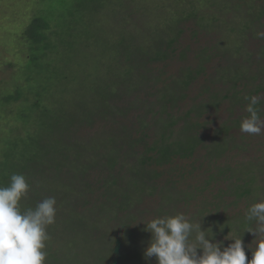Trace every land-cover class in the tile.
I'll return each mask as SVG.
<instances>
[{
	"label": "trees",
	"instance_id": "16d2710c",
	"mask_svg": "<svg viewBox=\"0 0 264 264\" xmlns=\"http://www.w3.org/2000/svg\"><path fill=\"white\" fill-rule=\"evenodd\" d=\"M49 2V8L35 14L21 34L29 50L20 67L24 78L17 77L20 81L0 99L7 106L17 104L8 111L20 118L0 136L6 144L0 186H8L12 174H22L29 191L20 202L21 211L34 209L48 197H56L59 205L55 223L47 227L46 244L51 247L44 249L45 264H89L87 251L95 241L92 250L98 256L92 264H157L155 257L144 256L151 239L145 223L160 216L187 215L180 206L190 208L194 202L190 220L213 233L224 222V230L214 237L222 239L232 229L230 239H244L249 255L250 233L235 229L234 221L244 228L242 207L247 211L253 203L264 201V134L257 141L251 135L239 140L240 124L249 115L241 108L250 102L246 97L257 96L256 107L264 115V64L255 60L258 68H251L254 48L245 53L244 41L264 44V38L257 36L264 30V5L257 14L248 10L240 24L229 22L227 31L243 37L238 48L211 45L193 51L189 38L183 36L189 29L182 19L168 25L171 31L165 37L154 27L152 39L142 46L120 31L111 33L119 37L114 42L106 34L111 29L103 27L98 35L99 29L93 28L98 26L95 16L104 11L118 18L119 8L132 14L129 0ZM57 7L61 10L53 13ZM66 9L71 19L66 18ZM204 19L196 24L207 28L211 22ZM191 32L196 38V31ZM95 38L107 47L118 45L114 56L105 59L107 74L90 72L89 59H80L89 57L83 53ZM261 48L255 54L264 60ZM174 63L177 72L164 77V69ZM214 63L209 74L208 65ZM110 64L115 72L111 78ZM75 67L89 71V76ZM77 74L80 87L71 84L75 90H70ZM226 104L232 105L229 111L240 107L235 119L209 125L214 119L208 117L220 118ZM61 189L67 191L60 197ZM223 205L237 209L224 221L215 214L218 210H212ZM70 234V241L82 250L77 254L69 246L64 253L54 252L53 244ZM224 240L218 242L224 246L233 242Z\"/></svg>",
	"mask_w": 264,
	"mask_h": 264
},
{
	"label": "rangeland",
	"instance_id": "374dc122",
	"mask_svg": "<svg viewBox=\"0 0 264 264\" xmlns=\"http://www.w3.org/2000/svg\"><path fill=\"white\" fill-rule=\"evenodd\" d=\"M131 3V9L132 14L126 13V10L119 8V12L117 13L118 18H115L113 15L107 14L106 12H102L101 15L95 16V23L96 27H93L94 29H99L97 31L98 35L100 32L104 31L103 27L108 30L111 29L109 32H107V37L112 35L111 33H119L123 35L124 37L128 39H132L130 41L136 42L137 45H141V43L145 42V40L152 39V33L153 28H158L159 34L162 36H168L170 33V26L171 22L174 19H182L181 22L182 25H185L184 27L189 29L187 32L183 34L184 37H188L189 39H186L188 42H191L193 51H200L202 47L216 45L218 48L225 49L229 47L233 50L234 47H236L240 40L243 39L242 35L237 37L236 32H230L229 30L230 23L229 22H236L240 24V21L246 20L248 15V10L254 11V13H258V9L264 5V0H129ZM252 4H254L252 6ZM53 5H56L53 3ZM50 2L49 0H0V99L4 94L8 93V90L14 88V83L19 82L20 80H16L17 77L24 78V71L20 69L21 65L28 60V52L26 45L22 43L21 34L22 31L27 27L28 23L30 22L31 18L35 14H41L43 8H49ZM252 6V7H251ZM55 10V8H53ZM61 9L57 7L55 11H52L53 13H58ZM188 13H192L193 16L188 17ZM66 18L71 19V15L67 12L66 9ZM191 14V15H192ZM186 15L185 18H183ZM195 15V16H194ZM194 17V18H193ZM202 17L206 18L205 21L211 22L206 27H201L196 22L200 20ZM89 16H87L86 19H88ZM216 18V21L218 24H214L216 21L213 19ZM196 19V20H195ZM262 21H264V15L261 17ZM195 20V21H194ZM139 25L141 27L134 28L135 25ZM82 24L80 23L79 26ZM219 25V26H218ZM264 29V25L262 26ZM121 29V30H120ZM131 29V30H129ZM91 32L94 30L91 28ZM156 30V31H157ZM186 31V30H185ZM196 31L197 37L193 38L192 35L193 32ZM155 32V31H154ZM264 32V30L262 31ZM261 32V33H262ZM104 34V32H103ZM114 35V34H113ZM112 35V36H113ZM234 35V36H232ZM240 37L242 39H240ZM91 38V36H90ZM89 38V41H91ZM232 38V39H231ZM119 37L116 35L113 36V42L118 41ZM96 38L94 41H92V45L88 48L89 51H84V55L87 52L89 54V57L86 58L84 56L83 58H80L81 60H88L89 59V65L87 66L88 70L92 73L101 72L102 74H107V68L108 65L106 60L111 58L112 54L114 56L115 51L118 49V45L110 44L107 47L100 41H96ZM112 42V43H113ZM245 45L247 46L245 53L251 48H254V55L252 61L259 60V63L264 64L263 59H257L256 52L259 50V48H263L264 44L259 43L257 41L253 44L249 42L248 40L244 41ZM238 48V47H236ZM261 48V49H262ZM87 49V50H88ZM245 50V49H243ZM192 57H195L196 54L192 52ZM109 57V58H108ZM106 59V60H105ZM117 61V59L115 60ZM113 61V64L114 62ZM254 62L252 65V69L255 71L258 68V64ZM178 62V61H177ZM244 65L249 64L247 62H242ZM113 64L111 66V75L108 73L111 78L112 76L115 77L114 72V66ZM216 63L208 65L209 67V74L212 73L214 70V66ZM117 67V64L115 65ZM174 66V68H173ZM176 66V67H175ZM250 66V65H249ZM250 68V69H251ZM246 69V68H245ZM249 69V68H247ZM76 72H79L82 76H89V71L83 72L82 68L79 69L78 67H75ZM178 70L177 63H174L170 68H165L163 75L164 77H167L171 74L176 73ZM168 71V72H167ZM167 72V73H166ZM92 76V75H91ZM264 77V75H263ZM262 77V78H263ZM89 78V77H88ZM80 76L77 74V78H72L69 88L70 90H75L73 87L75 86L76 89H78L80 86ZM73 84V87L72 85ZM257 85V84H256ZM255 85H251L250 87H254ZM96 94V90H95ZM94 94V95H95ZM93 95V96H94ZM15 105L17 104H10L9 106L2 103L0 100V132L1 129L3 131L0 133V136L6 131L12 127V124L15 123V121H18L20 118L15 113L11 114L8 109L14 111ZM248 103H246L241 109L246 110V106ZM232 106V105H231ZM231 106L225 105L224 110H221L219 113L220 118L217 119L216 116L208 117L213 121H210L208 124L213 125H220L222 121H230L231 119L234 120L238 113H236L240 107H235L232 111H229ZM264 119V115L261 117ZM206 127V126H204ZM234 133H236L235 130H233ZM207 133V130H203L201 132V137H203ZM243 135L249 136L250 134L241 132L239 135V140H241V137H244ZM260 136L262 135H251L253 140L257 141L259 139H262ZM264 138V136H262ZM4 140V139H3ZM3 148H6V144L2 142L0 139V162L2 158V151ZM202 152L206 153V150H202ZM189 163V161H187ZM48 173H52V171H48ZM69 174V173H68ZM91 179V178H90ZM67 191V190H66ZM66 191L64 189H61V191L58 193V195L61 197V195H65ZM77 194L76 189L72 192V195H70V198L73 200V195L75 196ZM207 194L209 192L207 191ZM44 198V197H43ZM56 199V197H55ZM57 201V199H56ZM195 201V200H194ZM155 205V204H154ZM59 207V205H56ZM195 206V202L193 205H189L186 208L184 205L180 206L184 209L185 212H187V216L190 217L192 214V209ZM216 211V215L224 221L227 218L233 217L235 213L237 212V209L235 207H225L219 206L218 209L213 208ZM83 212L84 210H79ZM247 211L242 207V215H246ZM88 215V212L85 211V216ZM234 221V220H233ZM88 222V221H87ZM110 224V223H109ZM223 226L219 230H214V233L222 232L225 228V223L222 222ZM235 229L239 231H243V227L241 225H238L237 222L234 221ZM108 227V225H105ZM105 227V229H106ZM103 229V230H105ZM61 231L60 229H58ZM107 230V229H106ZM105 230V231H106ZM95 231V230H92ZM89 233V232H88ZM238 232H236L235 235H237ZM108 234V233H107ZM234 234V233H233ZM232 232H225V237L231 238L233 235ZM72 234L67 236L68 241H65L67 239H60L59 242H55L53 244V251L64 253L66 251V247L69 248L73 247L75 249V252L78 254L79 251L82 250V246H76L75 242H71L72 240ZM225 237H221L222 239L218 240H224ZM259 239V237H257ZM217 238L212 241L213 243H218ZM224 241L227 242L225 239ZM243 241H245L243 239ZM96 242L94 243V247L96 245ZM50 242L46 244V248L48 250L50 246ZM256 244L255 236L250 233L246 238V245H250V247L254 248ZM94 247L92 249H94ZM252 248H249V255L246 252V255L248 256V259L250 260L252 258L251 252ZM87 253L89 254V264H92L93 261H96V257L98 256V253L95 250H92ZM51 250V249H50ZM94 255H93V253ZM58 254V253H57ZM96 255V256H95ZM95 256V257H94ZM59 261V260H58ZM58 261H56L58 263ZM91 261V262H90Z\"/></svg>",
	"mask_w": 264,
	"mask_h": 264
},
{
	"label": "clouds",
	"instance_id": "9594fccd",
	"mask_svg": "<svg viewBox=\"0 0 264 264\" xmlns=\"http://www.w3.org/2000/svg\"><path fill=\"white\" fill-rule=\"evenodd\" d=\"M264 38V32L257 33ZM249 113L240 124V131L250 135L264 134V119L260 116L257 96L246 97ZM29 184L22 174H12L8 186H0V264H45L48 240L47 227L55 223L56 199L45 198L36 207L21 211L20 202L27 196ZM245 232L255 236L252 258L246 255L242 238L227 246L213 243L211 228L193 222L184 213L160 216L146 225L151 239L144 250L145 258L155 257L157 264H264V201L253 203L244 217ZM255 222V226H249ZM232 231V229H231ZM243 237V236H242ZM259 237V239H257Z\"/></svg>",
	"mask_w": 264,
	"mask_h": 264
},
{
	"label": "flooded vegetation",
	"instance_id": "af4514ba",
	"mask_svg": "<svg viewBox=\"0 0 264 264\" xmlns=\"http://www.w3.org/2000/svg\"><path fill=\"white\" fill-rule=\"evenodd\" d=\"M258 59H260V58H258Z\"/></svg>",
	"mask_w": 264,
	"mask_h": 264
}]
</instances>
